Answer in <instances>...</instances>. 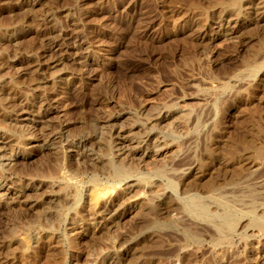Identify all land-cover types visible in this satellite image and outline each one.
<instances>
[{"label":"rangeland","instance_id":"obj_1","mask_svg":"<svg viewBox=\"0 0 264 264\" xmlns=\"http://www.w3.org/2000/svg\"><path fill=\"white\" fill-rule=\"evenodd\" d=\"M231 2L0 0V34L4 33L0 35V92L2 85L20 90L28 110L6 117L4 111H11L5 110L0 96V131L12 139L0 142V165L12 158L10 165L0 166V176L5 173L11 178L0 188L1 193H9L6 199L0 196V264H106L110 255H121L128 242L134 243L135 251L124 256V264H185L192 254L191 264H264V224L256 228V237L232 229L229 242L219 243L215 228L201 225L187 212L174 208L169 215H159L152 209L157 197L172 192L171 184L177 185L183 198L190 193H183V184L190 188L200 182L209 211L220 215L222 208L206 192L211 181L239 218L248 220L250 214L261 216L264 211L260 183L264 163L263 168H249L243 174L230 166L212 173L198 171L200 163L209 160L210 148L227 154L229 140L240 141L251 124L262 134L254 131L253 139L264 146V13L252 8L244 14L237 10L221 16ZM43 15L49 24L39 20ZM162 112L166 119L150 132L144 147L158 150L171 144L177 149L176 159L166 164L161 156L148 169H139L136 158L125 164L155 181L146 191L140 185L124 190V180L97 165L83 166L77 148L69 149L71 143L95 136L89 142L91 153L109 157L118 129L126 131L140 122L148 128ZM56 132L62 137L55 140L56 146H62L60 154L41 141ZM157 168L163 169L161 175L155 174ZM64 174L77 183L65 191L71 192L68 197L62 190L66 181H59ZM94 179L106 190L98 197L87 194ZM50 195L58 201L50 202ZM98 204L111 208L116 216L91 225L88 216ZM163 220L160 242L136 241L150 229H160L156 222ZM185 230L198 233L201 241L188 240Z\"/></svg>","mask_w":264,"mask_h":264},{"label":"bare ground","instance_id":"obj_2","mask_svg":"<svg viewBox=\"0 0 264 264\" xmlns=\"http://www.w3.org/2000/svg\"><path fill=\"white\" fill-rule=\"evenodd\" d=\"M257 1V0H256ZM220 8V7H219ZM256 9V10H258V11H261V13H264V0H259L258 2H255L254 0H232V2L231 3H229V4H227L226 6H224L223 7V9L224 10H226V11H224L225 13H222L221 14V16L222 15H224V14H230V12L228 13V11H237V12H239L240 11V13H242V12H244L243 10H249V9ZM221 10H222V8H220ZM222 12H223V10H222ZM236 12V13H237ZM53 13V12H52ZM260 12H258V14H259ZM260 13V14H261ZM51 14V13H50ZM49 14V15H50ZM54 14V13H53ZM242 14H244V13H242ZM52 16V15H51ZM246 16V15H245ZM53 18V17H52ZM73 19V18H72ZM39 20H41L43 23H50V20L48 19V17H45L44 18V15H43V17H42V19H39ZM71 20V19H70ZM56 23V22H55ZM22 24V23H21ZM25 24V23H24ZM58 24V23H57ZM56 24V25H57ZM18 26H20V25H18ZM53 27H54V25H53ZM44 29V28H43ZM3 30V29H2ZM19 30V29H18ZM17 31V30H16ZM78 33V32H77ZM224 34V33H223ZM1 36H3L4 35V33H3V31L1 32V34H0ZM12 36V35H11ZM225 36V35H224ZM232 36V35H231ZM4 37V36H3ZM49 37V36H48ZM66 37V36H65ZM64 38V37H63ZM48 40L50 41L49 43L50 44H52V43H54V40L52 39V37H51V35H50V37L48 38ZM68 40V39H67ZM74 41H75V39H73ZM83 40V39H82ZM73 43V42H72ZM74 44V43H73ZM71 45V44H70ZM52 46V45H51ZM65 48H67V47H65ZM74 48V47H73ZM70 51V50H69ZM42 54V53H41ZM75 54V53H74ZM14 57V56H13ZM80 57V56H79ZM13 59V58H12ZM58 59V58H57ZM85 59V58H84ZM58 61V60H57ZM56 61V62H57ZM61 61V60H60ZM251 61V60H250ZM249 61V62H250ZM257 62V61H256ZM248 63V62H247ZM254 63V62H253ZM251 64V63H250ZM249 63H248V65H250ZM263 64V63H262ZM32 65V64H31ZM38 65H40V64H38ZM87 65V64H86ZM14 66V65H13ZM41 66V65H40ZM254 66H256V65H254ZM253 66V67H254ZM259 66V65H258ZM262 66V65H261ZM252 67V68H253ZM257 67V66H256ZM256 67H254V68H256ZM260 67V66H259ZM38 68H39V66H38ZM38 68H34L33 70L35 71L36 69L37 70H39ZM260 68H262V67H260ZM251 69V68H250ZM263 69V68H262ZM36 70V73L38 72ZM261 70V69H260ZM84 71V70H83ZM248 71H249V69H248ZM255 71V70H254ZM85 72V71H84ZM262 73V72H261ZM38 74V73H37ZM255 75V74H254ZM263 77H264V75H263ZM13 79H14V77H13ZM37 79H38V77H37ZM39 80V79H38ZM20 81V80H19ZM22 81V80H21ZM23 82V81H22ZM20 85V84H19ZM39 85V84H38ZM229 85V84H228ZM3 87H1V92H0V96H1V98L4 100V102H5V108H7V109H5V110H8V109H10L9 111H11V112H6V111H4V115L6 116V117H8V115H9V117H12V116H14V115H16V114H19V113H24V112H26V111H28L27 110V107H26V100H23L22 98H21V96H19L18 95V93H19V91H16V89L14 88V87H11V86H9V87H5L4 85H2ZM15 86V85H14ZM34 87V86H33ZM42 88V87H41ZM18 89V88H17ZM228 89V88H227ZM261 90V89H260ZM249 92V91H248ZM5 93H6V95H5ZM251 93V92H250ZM34 95V94H33ZM248 95V94H247ZM1 100V99H0ZM42 101V100H41ZM155 104V103H154ZM153 104V105H154ZM252 104V103H251ZM156 105V104H155ZM162 106V105H161ZM153 107V106H152ZM157 107H159L158 105H157ZM174 107V106H173ZM156 108V107H155ZM261 108V107H260ZM153 109V108H152ZM172 109V108H171ZM155 110V109H154ZM153 110V111H154ZM258 110V109H257ZM158 111H160V110H158ZM47 112V111H46ZM157 112V111H156ZM263 112V111H262ZM10 113H11V115H10ZM131 114V113H130ZM149 114H150V112H149ZM153 115V114H152ZM260 116V115H259ZM148 117V116H147ZM166 115H164V113L162 112V113H159V115H157V117L156 118H154L153 119V121L150 123V124H148V125H150V126H148V128H146V125H145V123H143V122H140L139 124H136L135 126H132L133 128H129V130H126V131H124V130H122V128H121V130H119L118 129V132L116 133V142L117 143H114V145H110V142H108L109 143V145H110V150L112 151V153L111 152H109V153H111L110 155H109V157H105V158H102V156L100 157V156H97V154H94V153H91L92 152V147H91V143H90V145H89V142H92L91 140H94V139H96L95 138V136L93 137V138H91V137H84V138H82V139H79V141L77 142V146L76 145H74V144H70V148L69 149H73V148H77V153L79 154V156H80V159L79 160H82L83 162H81V164L83 165V166H85L86 167V164L88 165H97L98 166V168L100 169H102V168H105V169H108V170H110L112 173H113V175L117 178V179H122V180H124L125 181V187L123 188L124 190L126 189V191H131V190H133L135 187H137V186H139L140 185V187L142 186L143 188H144V190H145V188H151L152 186H154V185H152L154 182H151L150 180H149V178L148 177H146L145 176V174L144 173H142V172H137V173H135V169L132 167H130L129 165H125L126 163H128V161H130V160H133V159H138L139 160V162H138V165L137 166H139L138 168L140 169H148V168H146V166H148L149 164H152L151 162L152 161H158V158L159 157H165V160H164V162L166 163V164H168V163H170V162H172V161H174V159H176V155H177V149L176 148H174L171 144H167V143H165V148L164 149H158V150H155L154 148H150V147H144V144H147V143H149L148 141H150V139H151V137H150V132L152 131V130H155V128H156V126H157V124L158 123H160L161 121H163V120H165L166 119ZM261 117H263V115L261 116ZM13 118V117H12ZM262 119V118H261ZM255 120H257V119H255ZM42 121V120H41ZM221 121V120H220ZM40 122V121H39ZM116 122V121H115ZM114 122V123H115ZM141 123H143V126L141 125ZM220 123V122H219ZM256 123H259V122H256ZM122 124V123H121ZM20 125H22V124H20ZM115 126H114V128L116 127V124H114ZM199 125V124H198ZM110 126H113V125H110ZM118 126V125H117ZM120 126H122V125H120ZM249 126V125H248ZM34 127V126H33ZM103 127V126H102ZM105 127V126H104ZM119 127V126H118ZM150 127V128H149ZM219 127V126H218ZM255 127V125H250V128L248 129V130H246V129H244V134L242 135V138H241V140L240 141H235L234 139L236 138H234V139H230L229 140V149H228V152H227V154L226 153H224V154H221V153H219L218 151H215L214 149L215 148H213L212 147V149L210 148V154H209V160H207V161H202L200 164V166H199V172H200V174L201 173H206V171H210V170H215L216 172L218 171L217 169H221V168H225V167H227V166H230V167H232L233 169H234V171H235V173L236 174H243L244 172H246V170H249V168H251L252 170H257V169H260L262 166H263V163H264V146L263 145H259V144H257L256 143V141H255V139H253V132L254 131H256L257 130V132L258 133H256L255 135H257V136H260V131H258V128H254ZM99 128H100V125H99ZM161 128V127H160ZM159 128V129H160ZM246 128V127H245ZM35 129V128H34ZM101 129V128H100ZM137 129V130H136ZM217 129H219V128H217ZM226 129V128H225ZM260 129V128H259ZM263 129V128H262ZM5 130V129H4ZM9 130V129H8ZM103 129H101V131H102ZM116 130V129H115ZM136 130V131H135ZM224 130V129H223ZM6 131V130H5ZM32 131V130H31ZM36 131V130H35ZM103 131H105V130H103ZM142 132V135H140L139 136V132ZM157 131V130H156ZM161 131V130H160ZM106 132V131H105ZM137 132H138V135H137ZM35 133V132H34ZM46 133V132H45ZM62 133V132H61ZM66 134V133H65ZM91 134V133H90ZM113 134V133H112ZM149 134V135H148ZM156 134V133H155ZM158 134H159V132H158ZM43 135H45V134H43ZM42 135V136H43ZM106 135V134H105ZM153 135V134H152ZM166 135V134H165ZM211 135V134H210ZM262 135V134H261ZM228 136V135H227ZM100 137V136H99ZM103 137V136H102ZM155 137V136H154ZM158 137V136H157ZM212 137V136H211ZM229 137V136H228ZM262 137V136H261ZM17 138V137H16ZM61 139L62 137H61V135L59 134H57V132L56 133H52V134H48V135H46L43 139H41V141H42V143H43V146L44 147H49V148H51V150H53V152H54V154H56L57 152H58V150L60 149V148H62V146L61 147H59V146H56V144H55V140H56V142H57V139ZM107 138V137H106ZM105 138V139H106ZM160 138V137H159ZM207 138V137H206ZM68 139V138H67ZM155 139V138H154ZM228 139V138H227ZM10 141V140H12L11 138H10V136H9V134L8 133H6V132H2V131H0V142H5V141ZM40 140V139H39ZM63 140V139H62ZM62 140L60 141V140H58V141H60V142H62ZM73 140V139H72ZM103 140V139H102ZM157 140V139H156ZM162 140V139H161ZM211 140H213V139H211ZM260 140V139H259ZM65 141V140H64ZM101 141V140H100ZM107 141V140H106ZM165 141V140H164ZM164 141L162 142V143H164ZM171 141V140H170ZM170 141H168V142H170ZM209 141V140H208ZM214 141V140H213ZM216 141V140H215ZM228 141V140H227ZM258 141V140H257ZM97 142V141H96ZM112 140H111V144H112ZM160 141H158V143H159ZM166 142V141H165ZM212 142V141H211ZM94 143V142H93ZM93 143H92V145H93ZM101 143H103L104 144V142H101ZM175 143V142H174ZM217 143V142H216ZM227 143V142H226ZM64 144H66V143H64ZM68 144V145H69ZM96 144V143H95ZM151 145H153V144H151ZM157 145V144H156ZM65 146H67V145H65ZM102 146V145H101ZM212 146H213V144H212ZM108 147V146H107ZM210 147H211V145H210ZM219 147V146H218ZM81 148V149H80ZM221 148V147H220ZM65 149V148H64ZM101 149V148H100ZM107 149V148H106ZM222 149V148H221ZM75 150V149H74ZM105 150V149H104ZM103 150V151H104ZM59 151H61V150H59ZM70 151H73V150H70ZM180 152H182V150L180 151ZM241 152V154L239 155V157L237 158V154L238 153H240ZM59 153V152H58ZM57 153V154H58ZM64 153V152H63ZM60 154V153H59ZM106 155L108 156V154L106 153ZM8 156V155H7ZM14 156V155H13ZM178 156V155H177ZM180 156V155H179ZM214 156H215V158H214ZM5 156L3 155V158H4ZM66 157L68 158H70L71 156L70 155H66ZM6 158V157H5ZM66 158V159H67ZM118 158V159H117ZM15 159V158H14ZM55 159V158H54ZM61 159V158H60ZM7 160L8 161H10V162H7ZM7 160H6V164H5V162L4 163H2L3 165L5 164L6 166H8V165H10V163H11V161H12V158H11V155L9 156V157H7ZM70 160V159H69ZM5 161V160H4ZM15 162V161H14ZM56 162L58 163V161L56 160ZM66 162V161H65ZM118 163V164H117ZM162 163V162H161ZM2 164L0 165V166H2ZM164 164V163H163ZM11 165H14V164H11ZM15 165H16V163H15ZM58 165H60V164H58ZM152 165H154V164H152ZM156 166V165H155ZM154 166V167H155ZM170 166V165H169ZM173 166V165H172ZM171 166V167H172ZM250 166V167H249ZM11 167V166H10ZM10 167H9V169H10ZM71 167V166H70ZM69 167V168H70ZM91 167H94V166H91ZM135 167V166H134ZM153 167V168H154ZM68 168V169H69ZM88 168V167H87ZM137 168V167H136ZM137 168V169H138ZM152 168V169H153ZM231 168V169H232ZM263 168V167H262ZM166 169V168H165ZM56 170V169H55ZM70 170V169H69ZM163 169H161V168H157L156 170H155V174H157V175H161L162 174V171ZM212 170V172H214ZM263 170V169H262ZM60 171V170H59ZM68 171V170H67ZM67 171H66V173H67ZM100 171V170H99ZM259 171V170H258ZM264 171V170H263ZM263 171H262V173H263ZM9 172V171H8ZM110 172V173H111ZM167 172V171H166ZM211 172V171H210ZM209 172V174H211ZM226 172V171H225ZM2 173H3V171H2ZM56 173V172H55ZM63 173H64V171H63ZM208 173V172H207ZM221 173V172H220ZM5 174V173H4ZM2 174L1 176H0V188L2 187H4L7 183H8V181H11V178H10V175L9 174ZM164 174V173H163ZM179 174V173H178ZM214 174V173H213ZM231 174V173H230ZM207 175V174H206ZM262 175V174H261ZM55 176V175H54ZM73 176V175H72ZM201 176V175H200ZM264 173H263V175L261 176V180H260V183H261V185L263 186V188H264ZM163 177H164V175H163ZM168 177V176H167ZM213 177V176H212ZM62 180H59V181H66V184H65V182H64V184L63 183H61V184H63L64 185V187L62 186V190H64V195H66L67 197L70 195V193L68 194L67 192H65V191H67V188L68 187H71V186H76L77 187V185H75V184H77L76 182H74L73 181V177L71 178V176H70V178L67 176V174H64L63 176H62ZM165 178V177H164ZM230 178V177H229ZM254 179V178H253ZM51 180H53V179H51ZM55 180H56V178H55ZM75 180V179H74ZM91 180V179H90ZM212 180V179H211ZM49 181V180H48ZM54 181V180H53ZM52 181V182H53ZM97 181H99V180H97ZM97 181H95V179H94V181H93V185H92V187L88 190V193L87 194H89L90 196H93L94 194H102V193H104L106 190L103 188H99L98 187V182ZM113 181V180H112ZM119 181V180H118ZM168 181V180H167ZM188 181H189V179H188ZM205 181H206V179H205ZM208 181V180H207ZM206 181V182H207ZM17 182V181H16ZM28 182V181H27ZM77 182H79V181H77ZM123 182V181H122ZM151 182V183H150ZM203 182V181H202ZM201 182V183H202ZM172 183V182H171ZM50 185H51V183H49ZM120 184H122V183H119V185ZM183 184V183H182ZM216 184V183H215ZM218 184V183H217ZM157 185V184H156ZM159 185V184H158ZM203 185V184H202ZM207 185V184H206ZM257 185V184H256ZM27 186V185H26ZM171 186V191L172 192H170L169 193V191H166V192H164L165 193V195H164V193L162 194L164 197H163V199L161 198L162 196H161V194H160V196L161 197H157L156 198V200L155 201H153L152 202V206H153V208L152 209H155L156 211L155 212H157V214H159V215H163V213H167L168 214V211L170 210V209H174V208H179V210L181 209L184 213L185 212H187V214L189 215V216H191V217H193V219H195L196 220V222H198V223H200L201 225H204V226H212L213 228H215V232H218L217 233V236H216V239H217V241L219 242V243H221V242H229V240H230V233H232L233 231H232V229L233 230H236V229H239V230H241V232H245V233H247V232H251L250 234H249V236L251 237L252 235H254L255 237H256V233H255V231H257V229L256 228H258V229H262L263 228V224H264V211L262 212V214H261V216H258L256 213L254 214V213H252V214H250L251 215V217H250V219H248V220H246V219H244L243 218V216L241 217V218H239V214L237 213L238 211L237 210H233L232 208H231V206H229L230 205V203H229V205L226 203L227 201V199L225 200L224 198H223V196H219V195H221V193L218 195V188L217 187H215V185L211 182V181H209L208 182V185H207V189H206V192H208L209 193V198L211 199V201H213V203H215V205H218L220 208H222V213L220 214V215H218L217 214V212L215 213H213V212H210L209 211V209H208V207H207V205H206V202L204 201V199H203V197L201 196L202 194L200 193L201 191H203L202 189H200V182H197V183H194V184H191L189 187L190 188H187L188 186L186 185V183H185V185L183 184L181 187H182V191H183V193H185V194H187V192H190V193H188V195L187 196H184L183 198H179V193H178V188H177V185L176 184H171L170 185ZM204 186V185H203ZM24 187V186H23ZM43 187V186H42ZM50 187V186H49ZM104 187V186H103ZM119 187V186H118ZM160 187V186H159ZM158 187V188H159ZM222 187H224V186H222ZM53 188V187H52ZM122 188V187H121ZM161 188H163V187H161ZM227 188V187H226ZM229 188V187H228ZM11 189V188H10ZM70 189V188H69ZM116 189H118V188H116ZM142 189V188H141ZM188 189V190H187ZM220 189V188H219ZM222 189V188H221ZM73 190V189H72ZM136 190V189H135ZM143 190V189H142ZM156 190H158V189H156ZM223 190V189H222ZM224 190H226V189H224ZM78 191V190H77ZM77 191H75V192H77ZM104 191V192H103ZM136 191H138V189L136 190ZM146 191V190H145ZM162 191V190H161ZM160 191V192H161ZM220 191V190H219ZM256 191V190H255ZM63 192V191H62ZM203 192H205V191H203ZM224 192H226V191H224ZM1 193V192H0ZM73 194H74V192H72ZM138 193H139V191H138ZM151 193V192H150ZM55 194V193H54ZM61 194V193H60ZM68 194V195H67ZM184 194V195H185ZM259 194H260V192H259ZM262 197L264 198V191H262ZM2 195V196H1ZM8 195H9V193H7V192H4V193H1L0 194V196L1 197H4V199H6V198H8ZM63 195V194H62ZM88 195V196H89ZM150 195V194H149ZM174 195H175V197H174ZM256 195H258V194H256ZM255 195V196H256ZM55 196H59V195H55ZM77 196V195H76ZM99 195H97V197H98ZM104 196H106V195H104ZM120 196V195H119ZM145 196H146V194H145ZM254 196V197H255ZM0 197V198H1ZM72 197V196H71ZM95 197V196H94ZM151 197V196H150ZM257 197V196H256ZM53 198H55L54 197V195H50V197L48 198V199H51L50 200V202H54L55 200H57L58 198H56L55 200H52ZM91 198V197H90ZM105 198V197H104ZM132 198V197H131ZM153 198V197H152ZM151 198V199H152ZM161 198V199H160ZM259 199H260V197H258ZM13 199V198H12ZM103 199V198H102ZM9 200H11L10 199V197H9ZM79 200V199H78ZM95 200H97V199H95ZM100 200V199H99ZM98 200V201H99ZM104 200V199H103ZM129 200V199H128ZM154 200V199H153ZM257 200V199H256ZM262 200V199H261ZM58 201V200H57ZM107 201H108V199H107ZM143 201V200H142ZM260 201V200H259ZM6 202V201H5ZM47 202H49L48 200H47ZM135 202V201H134ZM8 203V202H7ZM77 203V202H76ZM120 203V202H119ZM146 203V202H145ZM209 203H211V202H209ZM246 203V202H245ZM254 203H255V201H254ZM264 203V202H263ZM47 204V203H46ZM50 204V203H49ZM100 204V203H99ZM98 204V205H99ZM6 205V204H5ZM98 205H96L94 208L95 209H93L94 211L93 212H91L90 213V215L88 216V218H89V224H91V225H95L96 224V222H98L99 221V219H103V220H111V218H113V217H115L116 216V213H112V210H111V208H103L102 206H98ZM120 205V204H119ZM122 205V204H121ZM149 205V204H148ZM259 205H260V203H259ZM139 206V205H138ZM150 206V205H149ZM247 206H249V205H247ZM143 207V206H142ZM257 207V206H256ZM255 207V208H256ZM254 208V207H253ZM259 208V207H258ZM264 208V207H263ZM150 209V208H149ZM148 209V210H149ZM115 210V209H114ZM113 210V211H114ZM145 210V209H144ZM174 210H177V209H174ZM255 210V209H254ZM257 210V209H256ZM255 210V211H256ZM86 211V210H85ZM146 212H147V210H145ZM153 211V210H152ZM171 211V210H170ZM169 211V212H170ZM237 211V212H236ZM141 212V211H140ZM180 212V211H179ZM254 212V211H253ZM144 213V212H143ZM72 214V213H71ZM156 214V215H157ZM182 214V213H181ZM241 214V213H240ZM243 214V213H242ZM105 215H109L110 216V218L108 217V218H106V216ZM141 215V214H140ZM152 215H153V213H152ZM156 215H154V216H156ZM166 215V214H165ZM169 215V214H168ZM56 216V215H55ZM158 216V215H157ZM167 216V215H166ZM178 216H179V214H178ZM185 216V215H184ZM187 216V215H186ZM158 217H160V216H158ZM164 217V216H163ZM162 217V218H163ZM71 218V217H70ZM88 218H86V219H88ZM146 218V217H145ZM144 218V219H145ZM152 218H154L153 216H152ZM166 218V217H165ZM177 218V217H176ZM40 219V218H39ZM83 219V218H82ZM81 219V220H82ZM139 219V218H138ZM164 219V218H163ZM179 219V218H178ZM189 219V218H188ZM215 219H219V221H214ZM113 220V219H112ZM149 220V219H148ZM195 220H194V222H195ZM83 221V220H82ZM86 221V220H85ZM88 221V220H87ZM108 221V222H109ZM139 222H140V220H138ZM166 221V220H165ZM165 221L163 220V222H159V221H157L156 222V226H157V224H158V227H161L160 229H150L142 238H140V239H138V240H136V241H140V240H142L143 239V241H148V240H153L154 241V239L156 240V243L159 241L160 242V240H161V237H162V228H163V226H165ZM185 221V220H184ZM81 222V221H80ZM79 222V223H80ZM146 222H148V221H146ZM190 222H191V220H190ZM196 222H195V224H196ZM116 223V222H115ZM170 223V222H169ZM180 223V222H179ZM197 223V224H198ZM44 224V223H43ZM74 225V224H73ZM79 225V224H78ZM180 225V224H179ZM199 225V224H198ZM197 225V226H198ZM90 226V225H89ZM152 226V225H151ZM192 226H193V224H192ZM195 226V225H194ZM204 226L202 227V226H200V227H202V228H204ZM187 227H189V226H187ZM178 228V227H177ZM194 228V227H193ZM144 229V228H143ZM172 230V229H171ZM231 232H230V231ZM238 230V231H239ZM166 231V230H165ZM173 231V230H172ZM185 231H187V230H185ZM191 231V230H190ZM263 231V230H262ZM182 232H184V231H182ZM193 232V231H192ZM192 232H189V231H187V232H185V235L184 236H186V238L188 239V240H190V241H201V240H199L200 238H199V235H198V233H192ZM230 232V233H229ZM69 233V232H68ZM73 233V232H72ZM169 233H171V232H169ZM178 233V232H177ZM71 234V233H70ZM78 234V233H77ZM176 234V233H175ZM179 234V233H178ZM163 235H164V233H163ZM237 235V234H236ZM180 236H182V235H180ZM47 237V236H46ZM60 237V236H59ZM245 237V236H244ZM243 237V238H244ZM179 238V237H178ZM243 240V239H242ZM264 240V239H263ZM68 241V240H67ZM66 241V242H67ZM136 241H134V242H136ZM64 243V242H63ZM69 243V242H68ZM148 244H149V242H147ZM253 243V242H252ZM134 243L133 242H128L125 246L126 247H124V251H121V255L120 254H118V255H110L109 257H108V259H107V261H106V264H124L123 262H124V260H123V258H124V256H126L127 257V255L128 254H130V252H131V250L133 251H135V245H133ZM143 245L145 244V243H142ZM213 244H214V242H213ZM232 244V243H231ZM234 244V243H233ZM153 245H154V242H153ZM229 245V244H228ZM217 247H219V246H217ZM143 248H144V246H143ZM157 248V247H156ZM220 248V247H219ZM250 248V247H249ZM148 249V248H147ZM232 249H233V247H232ZM248 249V248H247ZM136 250H138V249H136ZM152 250V249H151ZM224 250V249H223ZM251 250V249H250ZM132 253H134V252H132ZM151 253V252H150ZM258 253V252H257ZM261 254V253H260ZM260 254H258V255H260ZM194 254H192V256H193ZM235 255V254H234ZM130 256V255H129ZM182 256V255H181ZM191 256V259H189V257H188V260L189 261H187L188 262V264H191V262L194 260V258ZM197 256V255H196ZM256 256V255H255ZM263 256V255H262ZM125 257V258H126ZM259 257V256H258ZM261 258H263V257H261ZM127 259V258H126ZM264 259V258H263ZM186 262V263H187ZM223 262V261H222ZM185 263V264H186ZM126 264V263H125ZM128 264V263H127Z\"/></svg>","mask_w":264,"mask_h":264}]
</instances>
